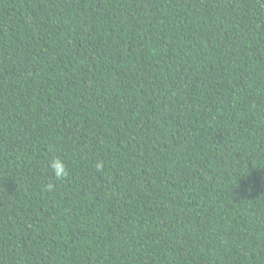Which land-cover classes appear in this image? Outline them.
I'll return each instance as SVG.
<instances>
[{
    "label": "trees",
    "instance_id": "trees-1",
    "mask_svg": "<svg viewBox=\"0 0 264 264\" xmlns=\"http://www.w3.org/2000/svg\"><path fill=\"white\" fill-rule=\"evenodd\" d=\"M0 264H264V0H0Z\"/></svg>",
    "mask_w": 264,
    "mask_h": 264
},
{
    "label": "clouds",
    "instance_id": "clouds-1",
    "mask_svg": "<svg viewBox=\"0 0 264 264\" xmlns=\"http://www.w3.org/2000/svg\"><path fill=\"white\" fill-rule=\"evenodd\" d=\"M50 167H51L52 173L58 180L63 179L64 177L68 175L65 162L58 157H55L50 161ZM103 167H104L103 161L97 162L96 168L98 170L102 169Z\"/></svg>",
    "mask_w": 264,
    "mask_h": 264
}]
</instances>
